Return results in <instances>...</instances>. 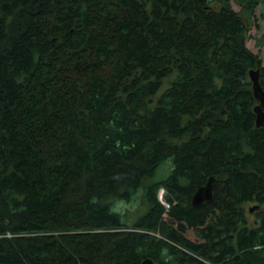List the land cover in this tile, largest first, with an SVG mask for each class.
<instances>
[{"label":"trees","instance_id":"16d2710c","mask_svg":"<svg viewBox=\"0 0 264 264\" xmlns=\"http://www.w3.org/2000/svg\"><path fill=\"white\" fill-rule=\"evenodd\" d=\"M213 1L0 0V264H264V0Z\"/></svg>","mask_w":264,"mask_h":264},{"label":"rangeland","instance_id":"374dc122","mask_svg":"<svg viewBox=\"0 0 264 264\" xmlns=\"http://www.w3.org/2000/svg\"><path fill=\"white\" fill-rule=\"evenodd\" d=\"M218 2H219L218 0L213 1V3H218ZM231 5L233 6L232 8L236 10L237 12L243 11L240 0H231ZM242 13L246 14V11L244 10ZM248 22H249V29L245 34L247 36V39H246L247 47H249L251 50H253L260 56L261 60L263 61V65H264V43H262V38H261V36L262 37L264 36V2L260 3L258 6L255 7L253 16L248 19ZM163 166H165V168L169 167L167 164H163ZM162 172L166 174L165 170H163ZM158 193H159V196L163 198L164 193H165L164 187L159 188ZM254 204L256 203H248L246 205L247 208L249 209L247 211L248 215L252 219L256 217V213L253 210L254 208L250 210V208H252ZM121 206H123L124 208L128 206L130 210L133 209V207L127 203H124Z\"/></svg>","mask_w":264,"mask_h":264},{"label":"water","instance_id":"95a60500","mask_svg":"<svg viewBox=\"0 0 264 264\" xmlns=\"http://www.w3.org/2000/svg\"><path fill=\"white\" fill-rule=\"evenodd\" d=\"M260 68H253L252 70H249L248 73H250V78L252 81L253 91H254V97L259 99V102L255 105L253 111L256 113V121L255 124L257 126H264V88L260 84ZM214 176L210 175L209 179L207 180V183L205 185H201L195 189V192L192 196L191 203L193 205H200L202 202H206L207 200H210L213 198V183H214ZM253 205L250 210L254 208ZM141 264H155V261L152 258H146V260L142 261Z\"/></svg>","mask_w":264,"mask_h":264},{"label":"built area","instance_id":"2783aa9c","mask_svg":"<svg viewBox=\"0 0 264 264\" xmlns=\"http://www.w3.org/2000/svg\"><path fill=\"white\" fill-rule=\"evenodd\" d=\"M84 264H88V263H84Z\"/></svg>","mask_w":264,"mask_h":264}]
</instances>
